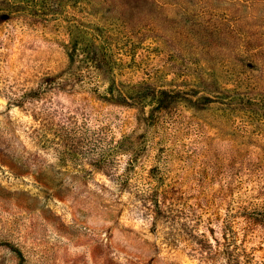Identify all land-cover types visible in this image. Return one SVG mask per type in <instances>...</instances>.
<instances>
[{
    "label": "rangeland",
    "instance_id": "obj_1",
    "mask_svg": "<svg viewBox=\"0 0 264 264\" xmlns=\"http://www.w3.org/2000/svg\"><path fill=\"white\" fill-rule=\"evenodd\" d=\"M11 1L0 264L264 263V0Z\"/></svg>",
    "mask_w": 264,
    "mask_h": 264
},
{
    "label": "trees",
    "instance_id": "obj_2",
    "mask_svg": "<svg viewBox=\"0 0 264 264\" xmlns=\"http://www.w3.org/2000/svg\"><path fill=\"white\" fill-rule=\"evenodd\" d=\"M7 3H8V5H11V6H13V5H17L18 3H15V2H12L11 0H5ZM227 254V253H226ZM227 259H228V263L229 264H234V263H232L233 261H236V260H233L232 261V258L229 256V254H228V256H227ZM238 262V261H237ZM227 263V264H228ZM261 264H264V263H261Z\"/></svg>",
    "mask_w": 264,
    "mask_h": 264
}]
</instances>
